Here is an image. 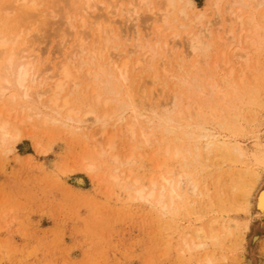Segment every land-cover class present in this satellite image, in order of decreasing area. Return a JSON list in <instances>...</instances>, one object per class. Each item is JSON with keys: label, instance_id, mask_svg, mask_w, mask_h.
I'll use <instances>...</instances> for the list:
<instances>
[{"label": "bare ground", "instance_id": "bare-ground-1", "mask_svg": "<svg viewBox=\"0 0 264 264\" xmlns=\"http://www.w3.org/2000/svg\"><path fill=\"white\" fill-rule=\"evenodd\" d=\"M205 7L194 0H0V145L23 137L15 121L69 126L82 135L96 126L90 138L107 157L111 179L123 181L129 198L155 206L161 216L187 211L194 198L208 196L195 175L219 172L225 163L235 168L215 191L218 200L236 196L242 209L264 214V185L255 190L258 169L264 173V143L250 147L241 140L243 114L253 119V106L262 105L264 0H208ZM142 11L149 21L144 34ZM210 11L216 21L208 19ZM116 16L124 23L117 33ZM174 23L183 30L185 51L164 74L152 71L142 79L149 69L144 63L176 50L169 40L180 31L167 30ZM51 29L59 44L69 43L54 62L39 46ZM84 91L94 97L81 112L74 103ZM227 131L232 139L222 134ZM150 144L165 161L175 159L180 172L160 163L146 183L133 175L130 166L142 157L137 151ZM237 226L212 217L182 232L183 251L204 249V264H211L214 254L206 249ZM257 238L253 234L251 243Z\"/></svg>", "mask_w": 264, "mask_h": 264}, {"label": "rangeland", "instance_id": "rangeland-1", "mask_svg": "<svg viewBox=\"0 0 264 264\" xmlns=\"http://www.w3.org/2000/svg\"><path fill=\"white\" fill-rule=\"evenodd\" d=\"M194 2L199 9L207 8L208 0ZM211 13L208 19L216 21ZM147 15L146 11L140 14L141 34L149 23ZM222 16L224 26L228 19ZM121 17L116 16L115 33L124 24ZM171 29L180 31L177 39L169 40L170 46L176 44V50L173 54L160 53L149 65L144 63L142 67L149 69L142 79L147 81L152 71L164 74L175 66L170 60L185 51L183 30L176 23L167 30ZM60 38L52 30L39 44L53 62L69 47V43L59 44ZM259 92L262 105L253 106V119L244 113L241 120V140L250 147L264 143V90ZM93 97L90 91H84L74 105L83 112L91 107ZM98 108L100 112L101 106ZM14 124L23 137L0 145V264H204V249L183 251L182 232L212 217L225 223L236 221L238 226L221 234L217 244L206 249L214 254L211 264H264V214H256L253 207L242 209L236 196L230 199L222 195L219 201L215 195L227 169L235 168L234 164H222L219 172L211 168L196 174L199 190L207 188L208 196L194 198L195 203H188L187 211L161 216L155 206L129 198L123 181L111 179L107 157L98 155L99 147L90 138L96 126L85 129L86 135H82L59 124L39 125L28 120ZM222 134L232 139L230 132ZM115 140L125 150L128 148L123 138ZM137 152L142 157L130 167L144 183L157 169L156 164L180 172L176 160L168 156L165 161L166 156L156 153L153 144ZM88 164L94 168L88 171ZM258 171L255 190L264 185V173ZM219 174L221 178L215 183ZM253 234L258 235L255 243L250 241Z\"/></svg>", "mask_w": 264, "mask_h": 264}]
</instances>
